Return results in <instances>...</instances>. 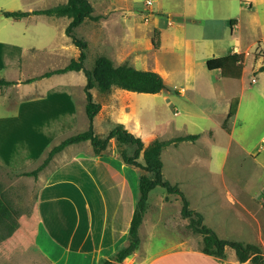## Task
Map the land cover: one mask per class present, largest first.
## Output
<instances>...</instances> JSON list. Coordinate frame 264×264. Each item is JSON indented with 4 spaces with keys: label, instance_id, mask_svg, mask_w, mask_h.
I'll return each mask as SVG.
<instances>
[{
    "label": "rangeland",
    "instance_id": "374dc122",
    "mask_svg": "<svg viewBox=\"0 0 264 264\" xmlns=\"http://www.w3.org/2000/svg\"><path fill=\"white\" fill-rule=\"evenodd\" d=\"M5 1L1 0L3 6H15L5 5ZM31 1L33 8L47 6L44 0L42 3ZM88 1L93 7L91 15L97 19H86L73 30V35L87 44L84 68L90 69L98 56H105L115 65L158 71L165 85L160 93L153 95L116 87L106 93L91 89L94 102L100 104V109L104 107L93 120L95 134L104 137L99 128L116 123L111 115L121 117L128 126L140 127L147 134V142L198 134L194 141L174 142L161 151L163 178L179 187L189 208L201 213L203 224L219 238L256 244L264 259V70L260 71L264 67V0ZM66 2L47 1L48 7ZM18 10L21 11H13ZM62 19H53L57 25L64 26V36L56 40L55 45L46 51L23 53L17 68L9 61L0 66V78L14 82L0 88V117L16 118L14 125L0 123V159L7 163L12 162L16 154L20 156L23 148H18V144L23 140L37 144L36 148L51 142L40 134L41 127H34V124L41 119L52 122L58 118L63 108L57 105L66 101L68 93L76 102L78 123L75 128L55 125L57 131L53 137L57 139L46 151L64 138L87 129L82 71L71 77L60 75L24 83L46 71L62 68L77 58L79 49L65 35L69 19ZM230 19L239 21L238 29L231 30ZM48 27L50 35L53 34L54 25L50 21ZM155 27L160 30L157 49L151 44ZM232 50L239 53L238 63L220 70H207V59L226 56ZM16 53H8V58ZM110 93L122 95L111 100ZM25 94L38 96V105L32 108L36 113L28 114L27 109L18 114L19 104L23 102L19 99ZM57 94L62 95L57 98ZM121 97L125 99L120 101L118 98ZM233 99L237 100V110L227 122V132L223 122ZM34 114L36 118H32ZM122 148L132 155L134 147L119 146L113 139L101 154L120 158ZM47 153L34 167L35 156L31 154V158L27 156L14 161L15 167L31 168L27 170L31 171L41 164ZM83 154H94L88 141L65 147L36 177L0 173V187L16 213L17 222L31 221L42 179L59 163ZM147 203L169 206L170 216L177 221L167 234L159 224L153 229L149 251L173 246L201 250V236L187 228L188 220L179 213V196L166 194L162 187H155L150 191ZM146 230L141 237L143 243L149 236ZM233 252L226 247L225 254ZM18 255L33 259V264H47L29 243L19 247ZM18 262L26 264L25 259ZM122 262L129 264L126 260ZM242 264L251 263L247 260Z\"/></svg>",
    "mask_w": 264,
    "mask_h": 264
},
{
    "label": "crops",
    "instance_id": "0c3cea01",
    "mask_svg": "<svg viewBox=\"0 0 264 264\" xmlns=\"http://www.w3.org/2000/svg\"><path fill=\"white\" fill-rule=\"evenodd\" d=\"M42 1L39 0L38 3H42ZM44 1L47 6L33 8L31 0L28 2L27 0H6L5 5H15L11 7L3 6L4 4L0 0V66H5L4 64L9 61L17 68L19 60H22L19 58L23 56V53L46 51L55 45L56 40L64 36V26L57 25L53 19H67L66 17L32 14L33 11L50 8L47 3L49 0ZM250 7H252L251 4ZM15 9H21L28 15L20 19L4 18L1 15V11ZM49 21L54 25V32L51 35L48 30ZM238 27L239 21L236 20L232 31ZM9 28L13 29L10 31H13L11 36L15 40L12 37L9 38ZM238 42L239 40L236 41V43ZM15 52L17 53L12 54L9 59L8 53ZM231 53H234V50ZM22 65L21 63L20 66ZM155 72L161 76L158 71ZM75 73L70 71L50 77L60 75L71 77ZM61 95L57 94L56 97ZM121 95L122 93H110V99L114 100V96ZM37 98L38 96L34 97L31 94L20 97L19 100L23 102L19 104L18 114L27 109L29 110L28 114L36 113L32 108L38 105ZM118 99L121 101L125 98ZM65 100L57 105L58 108H63L58 118L52 122H45L46 119H41L39 123L34 124V127H41L42 133L40 132V134H43L42 136L51 142L40 148H36L37 144L33 145L29 140H23V143L19 142L18 148L24 150H20V156L17 157L16 154L10 163L0 159V173L7 172L17 176L16 174L31 169H18L14 163V161H21L27 156L30 157V154L35 156L32 167L38 165L43 154L48 152L46 149L57 139L53 137L56 135L54 132L57 131L54 126L60 124L67 128L76 127V123H78L76 102L70 93L67 94ZM65 103H67L66 110H64ZM102 109L104 107L99 111L101 112ZM111 117L112 121L123 124L127 131L141 138L145 144L152 141H146L147 134L140 127L128 126V123L121 117H113V115ZM32 118H36V115L34 114ZM30 120L32 123L34 122L33 119L30 118ZM1 122L7 126L8 123L14 125L16 118L0 117ZM111 127L112 125L100 127V134L106 135ZM41 135L39 137H42ZM10 146L12 147V145ZM139 176V168L125 164L120 158L107 157L102 154L72 156L59 163L45 179H42L39 185L31 221L21 222L20 220L17 222L14 215L18 226L8 237L4 235V226H0V264H21L18 261L22 259L26 260V264H33V259H26L22 255H18L19 247L23 248L26 243L35 246L40 255L38 257L42 262L46 261L47 264H100L104 259H111L120 248L127 245L130 221L138 199ZM0 189L3 192L1 187ZM175 221L176 218L170 216L169 206L147 203L138 230L139 247L123 261L126 260L129 264H242L237 261L234 252L226 253L225 257H217L205 254L200 250L176 248L175 246L157 252L149 251L153 229L159 224L160 229L167 234V230L173 226ZM182 221L185 222L184 219ZM145 228L149 236L143 243L141 237ZM121 263L123 264V262Z\"/></svg>",
    "mask_w": 264,
    "mask_h": 264
},
{
    "label": "trees",
    "instance_id": "16d2710c",
    "mask_svg": "<svg viewBox=\"0 0 264 264\" xmlns=\"http://www.w3.org/2000/svg\"><path fill=\"white\" fill-rule=\"evenodd\" d=\"M92 11L93 7L88 0H67L65 4H59L48 9L32 12V14L66 17L69 19V22L65 27V35L70 37L72 43L79 49V53L77 58L71 59L66 66L46 71L39 77L25 80L24 83H31L37 79L48 78L55 74H63L70 71H82L85 77V85L83 89L85 94L84 111L88 125L85 131L68 136L57 145L53 146L38 167L31 171L21 172L16 175L36 177L37 173L51 161L55 154L59 153L69 145L80 142L88 141L94 155L98 156L103 150H105L108 142L113 139L119 146L134 147L132 155H128L124 148L120 149V158L125 164L139 168V170L144 173H140L138 180V199L130 221L127 245L120 248L111 259H104L100 264H112V261L121 263L138 249L140 243L138 235L139 226L147 208L148 194L155 187H162L166 194L179 196L181 200L180 214L182 218L188 220L187 228L193 233L200 235L202 238L201 252L217 257H225V249L228 247L234 251L236 259L240 263L249 260L251 264H264L262 252L258 245L238 241H227L219 238L211 228L203 224L202 214L189 208V202L179 187L177 185H172L169 181L163 178L161 151L167 145L174 142H182L186 140L194 141L199 137L198 134L186 135L165 141L154 139L148 144H145L141 138L127 131L121 123H114L104 137L95 134L93 120L100 110V104L94 102L91 89L95 88L101 93H106L113 87H116L128 92L153 95L160 93L165 88V85L163 78L157 72L137 70L126 64L115 65L105 56H98L94 60L93 66L90 69L84 68L87 44L85 41L76 38L73 35V30L86 19L96 20L97 17L91 15ZM1 15L4 18L20 19L27 16L28 13L19 10L1 11ZM235 22L236 20L234 19L229 21L231 30ZM151 44L155 49L159 48L160 30L157 27L153 28V39ZM239 61V54L234 52L226 56L207 59L205 61V66L209 71L220 70L225 66H230ZM260 69V71H263L264 67H261ZM13 84V81L0 78V88L11 86ZM236 110L237 100L233 99L229 104L223 122V128L227 132V122L236 114ZM14 215H16V213L13 212L5 199V195H3V192H1L0 189V226H4L5 237L10 236L18 226L14 219Z\"/></svg>",
    "mask_w": 264,
    "mask_h": 264
},
{
    "label": "water",
    "instance_id": "95a60500",
    "mask_svg": "<svg viewBox=\"0 0 264 264\" xmlns=\"http://www.w3.org/2000/svg\"><path fill=\"white\" fill-rule=\"evenodd\" d=\"M112 264H122V263H118V262H112Z\"/></svg>",
    "mask_w": 264,
    "mask_h": 264
},
{
    "label": "built area",
    "instance_id": "2783aa9c",
    "mask_svg": "<svg viewBox=\"0 0 264 264\" xmlns=\"http://www.w3.org/2000/svg\"><path fill=\"white\" fill-rule=\"evenodd\" d=\"M147 4H149V3H147ZM253 82H255V79H253Z\"/></svg>",
    "mask_w": 264,
    "mask_h": 264
}]
</instances>
